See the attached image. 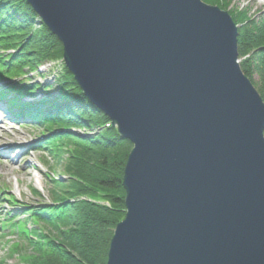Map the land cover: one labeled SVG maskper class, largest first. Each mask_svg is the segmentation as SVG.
<instances>
[{
  "label": "water",
  "instance_id": "obj_1",
  "mask_svg": "<svg viewBox=\"0 0 264 264\" xmlns=\"http://www.w3.org/2000/svg\"><path fill=\"white\" fill-rule=\"evenodd\" d=\"M132 144L106 264H264V103L201 0H25Z\"/></svg>",
  "mask_w": 264,
  "mask_h": 264
},
{
  "label": "trees",
  "instance_id": "obj_2",
  "mask_svg": "<svg viewBox=\"0 0 264 264\" xmlns=\"http://www.w3.org/2000/svg\"><path fill=\"white\" fill-rule=\"evenodd\" d=\"M201 1L224 10L230 5V0ZM230 13L240 26V69L252 85L253 76L258 77L257 92L264 102V20L251 18L243 10ZM62 53L61 43L38 22L25 0H0V80L39 74L41 65L62 61ZM40 90L57 93L24 101ZM3 94L4 98L14 96L8 102L9 109H19L15 116L21 114L39 126L42 135L47 133L39 150H47L57 161L66 156L67 181L49 179L54 186L51 204H22L24 208H18L21 214L8 216L2 224L31 248L22 264H106L113 231L125 215L122 179L132 144L85 98L63 63L55 83H20ZM71 129L83 131L85 137ZM31 192L41 198L38 190Z\"/></svg>",
  "mask_w": 264,
  "mask_h": 264
},
{
  "label": "rangeland",
  "instance_id": "obj_3",
  "mask_svg": "<svg viewBox=\"0 0 264 264\" xmlns=\"http://www.w3.org/2000/svg\"><path fill=\"white\" fill-rule=\"evenodd\" d=\"M260 2H262V4H260ZM228 9L232 12L243 10L247 12V15L251 18L264 20V0H230ZM239 27L240 26L237 25V28ZM53 62L54 66H50L52 68L47 67V65H41L42 67L38 69L39 74L33 73L26 78L16 77L12 80H0V85L5 88H13V86L20 83L27 84L35 81L40 83L44 81L55 83L56 79L61 75L62 65L59 64H62V61L56 60ZM252 80L254 82V88L258 91V77L254 75ZM56 93L57 91L54 90L45 93L40 90L32 97L26 96L24 101L33 102L39 98L55 96ZM19 118V120L9 118L0 122V131H7L10 127H14L23 132L26 137V143L22 148L23 150L21 148H13L12 152L6 154V161L11 163L10 168L7 167L4 160L0 159V226L8 213L15 214L16 212L15 208H17V206L13 207V202L10 203L9 196H12L15 202L20 204L18 208H24L25 204V206L28 207L36 206L39 203L44 204V206L50 205L52 199L51 192L54 186L49 179H60L63 182L67 181V176L64 172L66 156H63L61 160L57 161L47 150H39L37 146H41L39 142L41 140L44 141L47 133L44 132L42 135L39 126L22 120L24 117L21 116V114ZM9 120H11V122ZM70 131L81 138L85 137V135H82L84 132L81 130L71 129ZM90 134L92 135L93 132H90ZM22 153H25L23 158H21ZM42 160L43 162L41 164ZM44 162L45 164H43ZM23 163L28 165L27 170L29 176L22 174L23 172L21 169ZM31 189L38 190L41 194V198L34 196ZM18 214H21V212L19 211L17 215ZM28 227L31 228L33 226L32 224H28ZM31 252V248L24 243L19 236L11 233L9 229L2 230L0 227V264H22L23 256Z\"/></svg>",
  "mask_w": 264,
  "mask_h": 264
},
{
  "label": "bare ground",
  "instance_id": "obj_4",
  "mask_svg": "<svg viewBox=\"0 0 264 264\" xmlns=\"http://www.w3.org/2000/svg\"><path fill=\"white\" fill-rule=\"evenodd\" d=\"M260 4H262V2H260ZM216 7H218L220 9V11L226 12L230 17L232 16V14L230 13L231 10H229V9L224 10L221 6H216ZM231 19H232V17H231ZM237 31H238V28H237ZM238 62H240L239 58H238ZM47 67H49V66H47ZM5 89H6L5 87H2L0 85V106L7 112V115L9 116V112H8L9 106H8L7 101H9V102L11 100L14 101V96L8 95V96H6V98L2 97V94L4 93ZM25 141H26V137H25L24 133L19 131L18 129H15L14 127H10V129L7 131H0V146H1L0 159L4 160L6 162L8 168L11 167V163L9 161H6V154L12 152L13 148H17V149L21 148L22 149L26 143ZM24 155H25V153H22L21 158H23ZM27 168H28V165L26 163H23L21 171L23 172L22 173L23 175L29 176V172H28Z\"/></svg>",
  "mask_w": 264,
  "mask_h": 264
}]
</instances>
